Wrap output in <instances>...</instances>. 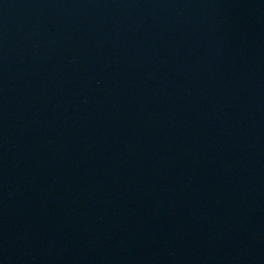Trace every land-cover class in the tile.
<instances>
[{"label": "water", "instance_id": "obj_1", "mask_svg": "<svg viewBox=\"0 0 264 264\" xmlns=\"http://www.w3.org/2000/svg\"><path fill=\"white\" fill-rule=\"evenodd\" d=\"M0 264H264V0H0Z\"/></svg>", "mask_w": 264, "mask_h": 264}]
</instances>
